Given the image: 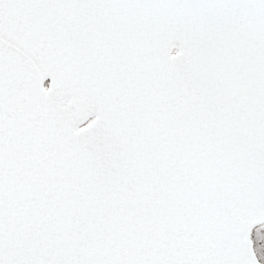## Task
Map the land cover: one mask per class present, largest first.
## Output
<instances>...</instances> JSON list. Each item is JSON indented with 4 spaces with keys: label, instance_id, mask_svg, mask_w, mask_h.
<instances>
[{
    "label": "snow or ice",
    "instance_id": "6c2138e0",
    "mask_svg": "<svg viewBox=\"0 0 264 264\" xmlns=\"http://www.w3.org/2000/svg\"><path fill=\"white\" fill-rule=\"evenodd\" d=\"M0 264H264V0H0Z\"/></svg>",
    "mask_w": 264,
    "mask_h": 264
}]
</instances>
